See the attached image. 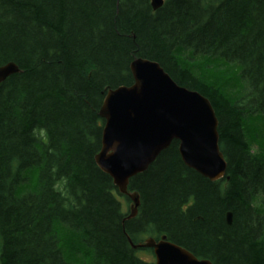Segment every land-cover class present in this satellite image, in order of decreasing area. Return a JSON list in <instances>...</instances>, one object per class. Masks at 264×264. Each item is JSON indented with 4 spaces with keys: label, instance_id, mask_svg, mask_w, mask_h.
I'll use <instances>...</instances> for the list:
<instances>
[{
    "label": "trees",
    "instance_id": "obj_1",
    "mask_svg": "<svg viewBox=\"0 0 264 264\" xmlns=\"http://www.w3.org/2000/svg\"><path fill=\"white\" fill-rule=\"evenodd\" d=\"M135 58L210 101L226 173L203 177L172 140L129 180L140 203L126 219L129 198L94 157L105 92L133 83ZM10 61L0 264H153L127 237L161 235L212 264H264V0H0V66Z\"/></svg>",
    "mask_w": 264,
    "mask_h": 264
},
{
    "label": "water",
    "instance_id": "obj_2",
    "mask_svg": "<svg viewBox=\"0 0 264 264\" xmlns=\"http://www.w3.org/2000/svg\"><path fill=\"white\" fill-rule=\"evenodd\" d=\"M163 0H150L157 9ZM133 83L106 90L98 115L103 119L97 166L112 179L118 193L129 198L126 219L136 216L137 192L128 191L129 180L144 172L172 140L178 141L182 162L203 177L215 181L226 173V161L218 144V120L210 101L197 91L178 85L156 61L135 58L130 63ZM18 66L10 61L0 66V83ZM225 220L231 223V213ZM133 249L151 248L154 264H212L169 241L146 237Z\"/></svg>",
    "mask_w": 264,
    "mask_h": 264
},
{
    "label": "rangeland",
    "instance_id": "obj_3",
    "mask_svg": "<svg viewBox=\"0 0 264 264\" xmlns=\"http://www.w3.org/2000/svg\"><path fill=\"white\" fill-rule=\"evenodd\" d=\"M137 255L146 261H154V256L148 250H138Z\"/></svg>",
    "mask_w": 264,
    "mask_h": 264
},
{
    "label": "clouds",
    "instance_id": "obj_4",
    "mask_svg": "<svg viewBox=\"0 0 264 264\" xmlns=\"http://www.w3.org/2000/svg\"><path fill=\"white\" fill-rule=\"evenodd\" d=\"M21 192H22V190H21ZM20 193H18V195H19Z\"/></svg>",
    "mask_w": 264,
    "mask_h": 264
},
{
    "label": "bare ground",
    "instance_id": "obj_5",
    "mask_svg": "<svg viewBox=\"0 0 264 264\" xmlns=\"http://www.w3.org/2000/svg\"><path fill=\"white\" fill-rule=\"evenodd\" d=\"M137 249V248H136ZM152 253H153V251H152Z\"/></svg>",
    "mask_w": 264,
    "mask_h": 264
}]
</instances>
